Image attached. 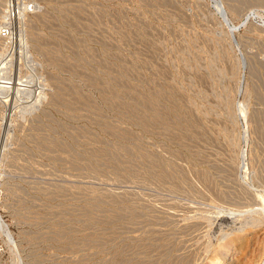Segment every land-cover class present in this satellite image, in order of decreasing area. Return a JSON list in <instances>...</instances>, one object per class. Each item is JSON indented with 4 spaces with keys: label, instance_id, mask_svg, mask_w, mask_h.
Listing matches in <instances>:
<instances>
[{
    "label": "rangeland",
    "instance_id": "374dc122",
    "mask_svg": "<svg viewBox=\"0 0 264 264\" xmlns=\"http://www.w3.org/2000/svg\"><path fill=\"white\" fill-rule=\"evenodd\" d=\"M5 10L0 264H220L259 235L264 0Z\"/></svg>",
    "mask_w": 264,
    "mask_h": 264
},
{
    "label": "bare ground",
    "instance_id": "6f19581e",
    "mask_svg": "<svg viewBox=\"0 0 264 264\" xmlns=\"http://www.w3.org/2000/svg\"><path fill=\"white\" fill-rule=\"evenodd\" d=\"M11 10V9H10ZM9 11L8 10H5V11H2V16L4 17H1L2 19L4 18H7V15H9L8 13ZM12 12V10H11ZM24 11L22 9H19V14H23ZM1 19V20H2ZM226 19V18H225ZM8 20V18H7ZM7 20H4V21H7ZM1 28V27H0ZM1 42V46L5 45L7 43V40L6 41H3V40H0ZM94 188V187H93ZM153 188V187H152ZM155 189V188H154ZM185 198V197H184ZM259 208V207H258ZM257 208V209H258ZM261 208V207H260ZM221 209V208H220ZM252 209V208H250ZM263 209V208H261ZM256 210V209H255ZM254 210V211H255ZM208 211V210H207ZM228 211V210H227ZM252 211V210H251ZM259 211V210H258ZM260 212V211H259ZM264 212V211H263ZM216 213V212H215ZM220 213V212H219ZM242 213V212H241ZM251 213V212H250ZM257 213V210L256 212ZM202 214V213H201ZM200 214V215H201ZM213 214V213H212ZM211 214V215H212ZM232 214V213H231ZM195 215V213H194ZM198 215V214H197ZM200 215H198L200 217ZM203 215V214H202ZM219 215V214H218ZM217 215V217H218ZM232 216V215H231ZM251 216V215H250ZM189 217H192V216H189ZM205 217V216H204ZM203 217V218H204ZM208 217L209 219V216H206V218ZM213 218V216H211ZM197 218V217H196ZM202 218V216H201ZM252 218V217H251ZM250 217H248V219H250L248 221L247 224H250L248 225L249 228H255V230H257V226H261V224L264 223L263 219L260 218V217H253L251 219ZM182 219V218H180ZM247 219V218H246ZM228 220V218H227ZM226 220V221H227ZM233 220V219H231ZM210 222V221H209ZM208 222V223H209ZM213 222V221H212ZM239 222H242L239 221ZM247 222V221H246ZM3 223V222H2ZM199 223V222H198ZM219 223V221H218ZM224 223V222H223ZM227 223V222H226ZM243 223V222H242ZM235 224V223H234ZM218 225V224H217ZM225 225V224H224ZM230 225V224H229ZM245 225V224H244ZM243 225V226H244ZM264 225V224H263ZM219 227V226H218ZM247 228V227H246ZM245 228V229H246ZM243 229V228H242ZM244 230V229H243ZM260 231L259 235H254V233H252V231L248 233H242L241 230H238L236 231L233 236L228 239L227 241H225L223 243V246L225 248V251H226V257L221 259L220 260V264H260L259 263V260L262 259L263 260V256H264V226L260 229H258ZM258 232V231H257ZM211 233V232H210ZM212 234V233H211ZM216 234V233H215ZM221 234V233H220ZM224 234V233H223ZM227 234V233H226ZM229 234V233H228ZM209 236V234H207ZM206 235V236H207ZM225 235V234H224ZM226 236V235H225ZM224 236V237H225ZM211 237V235H210ZM222 237V236H221ZM219 237V238H221ZM223 237V238H224ZM215 238V236H214ZM208 240V239H207ZM214 240V239H213ZM259 240V241H258ZM206 241V240H205ZM211 242V241H210ZM253 242L256 244V246L252 247L253 246ZM212 243V242H211ZM207 244V243H206ZM209 244V242H208ZM207 246V245H206ZM209 250V249H208ZM261 260V261H262ZM263 264V262H262Z\"/></svg>",
    "mask_w": 264,
    "mask_h": 264
},
{
    "label": "built area",
    "instance_id": "2783aa9c",
    "mask_svg": "<svg viewBox=\"0 0 264 264\" xmlns=\"http://www.w3.org/2000/svg\"><path fill=\"white\" fill-rule=\"evenodd\" d=\"M25 5V6H23ZM23 8H20L19 5H14L13 3L10 4V6L8 8H10L12 10V15H14V12H16V15H19V9H25L26 11H32L33 10V4H22ZM14 24L12 23V21L10 19H8L7 21H4V23L2 24L1 28H0V37L6 40H11L13 38V34H14Z\"/></svg>",
    "mask_w": 264,
    "mask_h": 264
}]
</instances>
